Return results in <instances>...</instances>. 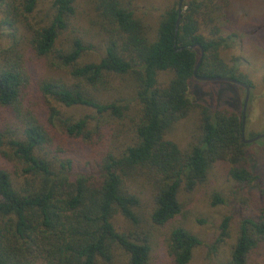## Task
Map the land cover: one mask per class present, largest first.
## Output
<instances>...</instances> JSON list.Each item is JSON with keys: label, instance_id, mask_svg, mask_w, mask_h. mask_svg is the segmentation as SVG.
I'll return each instance as SVG.
<instances>
[{"label": "trees", "instance_id": "trees-1", "mask_svg": "<svg viewBox=\"0 0 264 264\" xmlns=\"http://www.w3.org/2000/svg\"><path fill=\"white\" fill-rule=\"evenodd\" d=\"M38 2L0 0L8 36L0 48V106L18 122L3 141L2 154L17 166L13 172L0 166V264H100L116 252L122 264H153L151 228L180 211V193L203 182L217 159L229 162L236 224L227 255L217 258L229 229L230 215H223L208 244L209 264H250L264 241V158L252 169L239 112L197 104L189 94L197 44L203 55L196 74L229 75L251 86L236 61L219 53L230 35H222L215 13L231 0H183L174 28L177 0L160 11L152 32L120 0H98L97 60L82 59L90 43L71 26L75 0H49L35 18ZM27 51L65 76H31ZM195 105L200 132L180 149L165 134ZM74 106L89 111L61 108ZM74 141L81 158L68 153ZM211 199L227 201L219 192ZM114 212L126 221L123 231L112 223ZM200 243L177 224L165 249L176 264H187Z\"/></svg>", "mask_w": 264, "mask_h": 264}, {"label": "rangeland", "instance_id": "rangeland-1", "mask_svg": "<svg viewBox=\"0 0 264 264\" xmlns=\"http://www.w3.org/2000/svg\"><path fill=\"white\" fill-rule=\"evenodd\" d=\"M98 0H75L74 17L71 23L77 33H82L85 42L90 43V48L82 59L97 60L101 53L98 46L99 33L95 4ZM136 16H140L147 28L152 32L156 26L159 13L164 7L177 2V0H120ZM49 0H39L34 12L38 18L47 8ZM216 21L220 26L222 35L227 36L229 44L219 49V53L228 61H236L238 69L245 73L250 80L249 93L244 113V136L264 132V0H231L230 5L215 13ZM97 32V33H96ZM150 34V33H149ZM151 35V34H150ZM8 40L6 28L0 27V48ZM26 66L33 77H64V70L51 65L46 57L35 55L27 51ZM169 74V73H168ZM167 73H161L160 79L166 78ZM190 97L197 104H207L211 107H223L233 109L240 113L244 88L236 83L224 80L199 79L190 80ZM63 111H89L87 108L61 107ZM199 106H194L184 117L180 118L169 129L165 138L173 140L180 149L188 147L200 132ZM18 128V122L10 116V113L0 106V166L13 172L16 168L15 159L6 158L2 150H7L3 142L5 137ZM3 132V133H2ZM244 148L252 169L257 171L258 165L264 158V137L255 140L244 141ZM70 155L78 154L81 158L82 148L79 142L68 144ZM65 154V153H64ZM80 162V161H79ZM82 163V162H80ZM229 162L223 159L214 160L208 167L206 178L192 191L180 193V211L170 220L151 228L150 260L153 264H176L165 249V238L170 226L180 224L195 233L201 243L194 247L193 256L187 264H209L212 257L208 253V244L218 236L219 223L223 215H230L228 235L224 236L218 245L217 258L225 257L228 253L236 224L235 208V183L227 174ZM144 188H146L144 186ZM255 188V187H254ZM250 188V189H254ZM219 192L227 201L225 203H213L211 195ZM143 192L144 215H147L150 200ZM114 227L123 231L126 221L119 212H114L111 217ZM250 264H264V241L258 242L256 250L250 256ZM124 255L116 252L111 261L100 264H122Z\"/></svg>", "mask_w": 264, "mask_h": 264}, {"label": "water", "instance_id": "water-1", "mask_svg": "<svg viewBox=\"0 0 264 264\" xmlns=\"http://www.w3.org/2000/svg\"><path fill=\"white\" fill-rule=\"evenodd\" d=\"M182 2L183 0H178V3H177V7H176V10H177V15H176V18H175V23H174V28L177 27V24H178V21H179V16H180V11H181V7H182ZM198 45V48H199V57H198V60L196 61V64L194 66V71H193V75L199 79H214V80H224V81H230L232 83H236V84H239L241 85L243 88H244V95H243V98H242V102H241V110H240V118H241V136L243 138V141H251V140H255L259 137H264V132L260 133V134H257V135H253L251 137H245L244 136V123H245V118H244V113H245V108H246V102H247V98H248V93H249V86L247 84H245L244 82H242L241 80L235 78V77H232V76H229V75H214V74H203V75H200V74H196V69L199 65V63L201 62L202 60V55H203V49L202 47ZM190 46H193V44H191Z\"/></svg>", "mask_w": 264, "mask_h": 264}]
</instances>
